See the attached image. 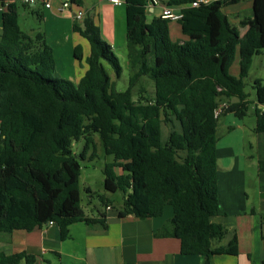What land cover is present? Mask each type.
Listing matches in <instances>:
<instances>
[{"label":"trees","instance_id":"trees-1","mask_svg":"<svg viewBox=\"0 0 264 264\" xmlns=\"http://www.w3.org/2000/svg\"><path fill=\"white\" fill-rule=\"evenodd\" d=\"M193 0H166L185 5L177 21L184 40L169 36V19L147 20L146 0H124L128 87L119 91L103 61L118 77L121 67L111 46L101 39L91 16L72 29L89 44V63L74 83L60 76L51 46L42 32L23 31L18 4L0 0V232L31 231L50 221L64 238L69 225L104 223L88 217L80 205L81 165L72 140L84 138V154L97 132L104 152L113 157L103 166V186L121 191L119 217H158L169 206L173 218L156 237L179 239V251L201 255L213 264L217 254L236 255L234 231L211 221L219 211L216 138L221 101L243 117L250 103L243 79L253 56L264 52V0H252V17L241 19L242 36L223 13L228 2L216 0L190 6ZM76 6L82 0H69ZM238 51L239 73L229 68ZM74 58L82 59L79 45ZM152 81V94L132 88L141 79ZM254 132H264V84L253 83ZM93 150L90 158L95 156ZM264 170V161H259ZM105 206L108 198L101 199ZM264 222V215H263ZM228 237L224 244L221 242ZM33 264L26 251L0 250V264ZM264 264V260L262 261Z\"/></svg>","mask_w":264,"mask_h":264},{"label":"crops","instance_id":"crops-1","mask_svg":"<svg viewBox=\"0 0 264 264\" xmlns=\"http://www.w3.org/2000/svg\"><path fill=\"white\" fill-rule=\"evenodd\" d=\"M61 2L62 0H51L50 7H45L41 1L40 12H34L36 2L31 3L29 12L42 26L37 30L31 29L29 33L38 31L43 33L45 41L52 48L56 71L58 68L62 69V66L58 65H61L63 56H68L70 52V72L63 74L76 83L79 79L77 69L82 67L84 61L85 68L88 67L89 44L87 40L85 42L76 36L77 32L72 29L73 23H82L89 15L98 26L100 35L106 37V42L110 46H123L126 43L125 5H114L107 0H82L81 6L71 4L69 8H61ZM227 5L234 7L226 12L224 6ZM171 7L174 12H179L185 5ZM78 10L83 12L81 19L75 17ZM146 10L148 21L161 15V6L147 4ZM1 11L0 5V14ZM222 11L242 36L245 27L241 26L239 21L252 17V0L228 2L223 5ZM231 12L235 13L232 20L229 17ZM170 22L173 21L170 20L168 23L169 36L172 30L175 34L173 40L186 39L180 31L178 22L174 21L176 28L170 25ZM79 36L81 37L80 34ZM77 45L82 50L80 62L74 58V47ZM229 73L234 75L230 71ZM233 129L234 127L229 125L227 132L230 134L229 130ZM216 136L220 207L217 214L211 217V221L235 232L238 253L214 255L213 264H263L264 170L259 168L258 163L264 161V132H255L254 140L248 142L254 151L253 154L243 153L244 149L231 139L220 143V137ZM88 190L91 191L89 188ZM108 206L109 209L104 205V209H99L96 214H88L83 210L88 217H98L102 214L104 223L73 222L69 225L64 238H61L56 223L36 226L31 231L15 230L6 233L9 235H1L3 232H0V250L7 254L26 251L34 255L33 264H204L201 255L180 253L177 237L155 236V232L164 226L168 227L171 223L173 218L171 208L168 209L166 206L161 216L141 219L134 216L119 217L117 211L121 207L116 208L112 202ZM228 237L221 244H224ZM21 263L24 264V261Z\"/></svg>","mask_w":264,"mask_h":264},{"label":"rangeland","instance_id":"rangeland-1","mask_svg":"<svg viewBox=\"0 0 264 264\" xmlns=\"http://www.w3.org/2000/svg\"><path fill=\"white\" fill-rule=\"evenodd\" d=\"M36 5H34L33 10L34 12H40L42 5L41 0H36ZM233 5L224 6L226 12H229V9H232ZM223 8V9H224ZM30 7L23 6L22 4H18V24L19 27L26 32H31V29L37 30V28H41V23L36 19V17L31 15L29 12ZM229 17L231 20L233 19V15L235 13H229ZM177 27L176 23L173 21L170 22V25ZM72 30H70L71 32ZM1 32V26H0ZM72 34V32H71ZM77 37L83 39L86 42V39L82 36H79V33H75ZM174 32L171 30L170 38L173 40L175 38ZM106 37L101 36V39L106 41ZM55 44V43H54ZM111 48L113 49L114 54L117 57L118 63L121 67V71L119 76L117 77L110 67V65L103 61V65L108 72L111 80L115 81L116 89L119 91H123L128 87V79H129V67L127 61V54H126V43L123 46L112 45ZM66 51V50H65ZM71 54L68 53V56L64 55L61 65L62 66L59 70L57 69L58 74L62 77H66L63 73L70 72L69 68L71 66ZM80 67V66H79ZM85 61L82 63V67L77 69V77L80 79L85 72ZM229 71L233 73V76H237L239 73V56L238 51L235 54V58L229 68ZM63 74V75H62ZM232 75V74H231ZM78 79V80H79ZM256 79H261L262 83L264 84V52L259 55H255L252 58L251 65L249 68L248 75L243 79L245 84L244 91L248 93L250 103L248 105L247 113L242 117V119H238L235 117L231 112H227L225 114H221L219 116L218 125H217V135L220 137L221 142H226L227 140L231 139L235 142V144L239 147H242L243 153L246 152L247 154H253V149L249 146L248 142H252L254 140V126H255V115H254V102H256L255 97V90L253 88V83ZM145 87V91L148 94H152L154 90V86L151 80L148 78H141L132 88L133 97L135 99L138 98L140 93V88ZM237 124H240L238 126ZM233 126V130L230 134L227 132L228 126ZM93 143L90 144L88 153L84 154L83 147L85 144V140L81 137L78 140H72L70 143V148L73 153L78 156V160L81 165L80 169V176H79V189H80V205L85 213L88 214H96L99 209H104V204L102 203L101 199L108 198L109 201L116 208H120L123 202V194L121 191L115 192H108L104 190L103 186V166L106 162H110L113 160L111 155H108L104 152L102 140L99 136V133L93 132L92 133ZM254 144V142H253ZM95 151V156L90 158V154L92 151ZM88 188L91 190L89 191ZM108 196V197H105ZM166 208L170 209L169 206ZM9 235L6 233H1V235ZM10 237V236H8ZM23 264V263H21Z\"/></svg>","mask_w":264,"mask_h":264},{"label":"built area","instance_id":"built-area-1","mask_svg":"<svg viewBox=\"0 0 264 264\" xmlns=\"http://www.w3.org/2000/svg\"><path fill=\"white\" fill-rule=\"evenodd\" d=\"M26 2L29 3H35L36 0H25ZM44 4L45 7H50L51 5V0H41ZM108 2L114 4V5H121L124 3V0H107ZM216 0H193L190 4V6L196 7L201 4H208ZM222 1H230V0H222ZM146 3L151 5V6H161V15L160 17L169 19L172 21H178L182 17V11L179 12H174L172 7L167 5L163 0H146ZM71 3L69 0H62L61 2V8H69ZM83 16V12L81 10H78L75 14V17L77 19H81ZM228 107V104L226 101H221L217 107L214 109V116L219 117L223 111ZM259 108L261 110H264V103L259 104ZM109 209L110 206H107ZM49 224H53L52 221L49 222Z\"/></svg>","mask_w":264,"mask_h":264}]
</instances>
